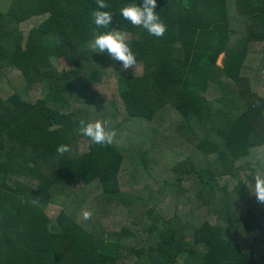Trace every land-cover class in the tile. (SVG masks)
<instances>
[{
  "label": "trees",
  "instance_id": "1",
  "mask_svg": "<svg viewBox=\"0 0 264 264\" xmlns=\"http://www.w3.org/2000/svg\"><path fill=\"white\" fill-rule=\"evenodd\" d=\"M6 3L0 264H264V0H157L161 37L105 0L128 69L90 46L95 0ZM81 118L108 120L112 143Z\"/></svg>",
  "mask_w": 264,
  "mask_h": 264
},
{
  "label": "clouds",
  "instance_id": "2",
  "mask_svg": "<svg viewBox=\"0 0 264 264\" xmlns=\"http://www.w3.org/2000/svg\"><path fill=\"white\" fill-rule=\"evenodd\" d=\"M96 9L91 12L92 23L96 26L91 40V48L94 52H104L113 61H119L122 69H128L136 64V57L131 50L125 35L115 28L107 31L101 29L108 28L113 14L103 10L107 7L105 0H95ZM157 0H127L119 9L120 17L128 21L133 26H139L150 36L161 37L166 31V24L157 14ZM76 132L87 137L92 144H111L114 131L110 129L108 120H87L81 118L78 121ZM69 151L67 144H60L56 147L57 153ZM254 182L250 194H254L257 201L264 203V173H255L252 176ZM89 212H84L87 219Z\"/></svg>",
  "mask_w": 264,
  "mask_h": 264
},
{
  "label": "rangeland",
  "instance_id": "3",
  "mask_svg": "<svg viewBox=\"0 0 264 264\" xmlns=\"http://www.w3.org/2000/svg\"><path fill=\"white\" fill-rule=\"evenodd\" d=\"M6 2H9V0H0V8H5L7 6ZM37 22L38 21H32V24L33 23H37ZM120 32H122V31H120ZM122 33L125 35L126 39H130L131 38V34L130 33H127V32H122ZM223 57H224V55H221L219 57L218 64H222ZM58 61H59L58 62V64H59L58 68L61 69L65 65V62H64L63 59H60ZM1 88H4V92L1 93L3 96H6V94H8L11 91V87L9 86V83L7 82V80H3L1 82ZM98 88L101 90L102 86H99ZM218 94H219V90L216 87H214L212 89V91L209 93V97L211 99H214V98H216L218 96ZM257 153L259 155L260 154L263 155L262 154V150H258ZM164 206L166 208L170 209L169 206H167L166 204H164ZM60 209H61V206H59V205H50L46 210H47V214L49 216H51L52 218H54L59 213Z\"/></svg>",
  "mask_w": 264,
  "mask_h": 264
}]
</instances>
